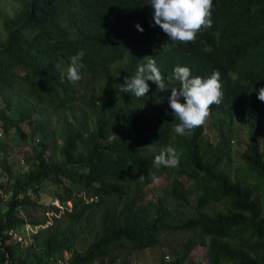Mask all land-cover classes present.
Segmentation results:
<instances>
[{"label": "trees", "instance_id": "16d2710c", "mask_svg": "<svg viewBox=\"0 0 264 264\" xmlns=\"http://www.w3.org/2000/svg\"><path fill=\"white\" fill-rule=\"evenodd\" d=\"M6 1L0 152L5 139L29 148L2 165L0 264H134L152 247L157 264H185L197 246L210 264H264V0H213L212 27L189 45L155 24L150 0ZM81 51L82 79L71 82L62 74ZM149 56L165 89L120 92ZM183 65L192 77L221 74L210 135L206 122L174 132L169 97ZM168 146L178 169L154 166ZM44 181L59 206L40 202ZM25 225L20 240L7 234Z\"/></svg>", "mask_w": 264, "mask_h": 264}, {"label": "clouds", "instance_id": "9594fccd", "mask_svg": "<svg viewBox=\"0 0 264 264\" xmlns=\"http://www.w3.org/2000/svg\"><path fill=\"white\" fill-rule=\"evenodd\" d=\"M150 3L154 9L155 24L174 43L189 45V42H195L197 34L202 29L212 27L213 0H150ZM136 27L139 31H143L140 25ZM163 48L166 51L171 50L166 44ZM83 56L84 53L81 51L70 57V63L62 77L66 75L67 80L71 82L81 80V69L84 67L81 62ZM147 58V63L140 65L133 77L125 78L124 84L119 85L120 92H129L137 98L146 96L149 92V85L146 81L154 82L161 90L165 89L164 78L156 65V60L151 56ZM260 73L263 77L264 66L259 70ZM228 76L234 81L238 78L231 71ZM173 78L175 82L180 83L179 88L171 89L169 97L170 107L179 121L174 126V132L178 135H185L187 131L200 127L206 122L211 114V106L220 105L223 98L221 74L219 71H214L208 78L192 77L190 69L183 65L174 68ZM258 99L264 101V87L258 90ZM154 166L178 169L180 153L174 147L168 146L155 156ZM148 178L153 183H159V177L154 174H148ZM143 179L145 177L141 176L140 180Z\"/></svg>", "mask_w": 264, "mask_h": 264}, {"label": "rangeland", "instance_id": "374dc122", "mask_svg": "<svg viewBox=\"0 0 264 264\" xmlns=\"http://www.w3.org/2000/svg\"><path fill=\"white\" fill-rule=\"evenodd\" d=\"M3 2L5 4H3ZM3 2L2 4L6 5L7 1L3 0ZM208 124L209 122H206L205 132L207 131L210 135L213 132V130L211 131L210 128H207ZM5 144L7 145V147H5L4 153L0 152V181L4 179V174H5L2 165H7L12 161L15 162L18 161L17 159H20L23 152L24 151L27 152L29 148V142L25 140L21 141L19 144H15L14 140L11 141L5 139ZM53 189L54 186L51 183L44 181L39 190L40 202L53 203L59 206L58 201L54 198H51L52 196L51 193ZM31 229L32 227H30L29 225H25L24 226L25 232H23L22 235H20L18 238H21L23 235L26 236ZM170 238L174 239L172 236H170ZM175 239H177V237H175ZM175 241L177 242L178 240ZM162 251L164 252L165 256L169 257V255H171L170 252H165L164 249ZM160 253L161 250L158 247H152L133 253L130 257L134 260V264H157L159 261ZM185 264H210V263L207 260V256L205 254L204 248L201 246H197L191 250L189 257L185 261Z\"/></svg>", "mask_w": 264, "mask_h": 264}, {"label": "built area", "instance_id": "2783aa9c", "mask_svg": "<svg viewBox=\"0 0 264 264\" xmlns=\"http://www.w3.org/2000/svg\"><path fill=\"white\" fill-rule=\"evenodd\" d=\"M8 235H11L12 237H14L16 240H20L21 238H18L21 234L16 233V232H12L11 230L7 232Z\"/></svg>", "mask_w": 264, "mask_h": 264}]
</instances>
